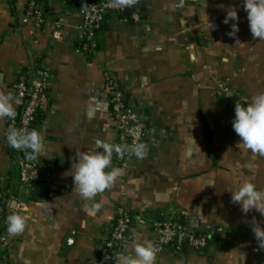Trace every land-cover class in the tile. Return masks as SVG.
Listing matches in <instances>:
<instances>
[{
	"label": "crops",
	"instance_id": "0c3cea01",
	"mask_svg": "<svg viewBox=\"0 0 264 264\" xmlns=\"http://www.w3.org/2000/svg\"><path fill=\"white\" fill-rule=\"evenodd\" d=\"M177 1L133 0L122 14H107L98 52L87 55L79 50L80 5L40 0L45 22L36 29L23 22L28 0H0V94L11 95L20 110L13 88L18 78L31 79L42 67L49 72L48 109L36 120L44 150L35 158V183L44 186L43 198L30 196L32 186H20L18 154L5 136L8 118H0V234L7 242L1 255L7 264H96L118 207L137 220L114 264L135 256L133 241L154 246L157 224L168 217L214 235L204 250L156 252L155 264H264L252 231L253 218L264 228V217L255 209L243 213L228 190L246 180L264 190V156L244 148L232 127L235 101L264 92V40L253 39L243 0H194L181 9ZM232 8L239 17L235 37L227 35L235 21L223 23ZM55 23L60 40L53 39ZM105 73L142 118L147 156L123 164L113 152L110 167L121 175L86 201L71 175L77 151H93L98 140L119 145ZM222 85L232 96L219 94ZM13 213L26 217V227L10 236L6 218Z\"/></svg>",
	"mask_w": 264,
	"mask_h": 264
},
{
	"label": "built area",
	"instance_id": "2783aa9c",
	"mask_svg": "<svg viewBox=\"0 0 264 264\" xmlns=\"http://www.w3.org/2000/svg\"><path fill=\"white\" fill-rule=\"evenodd\" d=\"M192 1L194 0H178L176 7L181 9ZM128 7L130 6H119L117 0H82L80 4L82 13L80 52L87 55L97 53V34L102 29L106 15L111 14L112 16H116L122 14ZM44 15L40 0H28L23 22L31 24L36 29H41L45 22ZM132 19L135 21L139 20L136 11L132 13ZM54 27L53 39L60 40L62 36L61 25L55 23ZM48 76V70L42 67L36 71L35 76L31 79L23 75L18 78L13 88L16 98L21 104V109L15 110L16 115L14 119L8 118L6 132L14 128L37 130L36 120L38 114L44 113L48 109ZM105 78V91L109 96L112 116L117 124L119 145L141 143L145 135V126L142 118L128 108L124 95L115 79L109 73H105ZM219 94L226 97L232 96L231 91L224 85L220 87ZM16 152L18 154L19 184L22 187L30 188L39 177L38 163L36 159H29L23 155L24 151L17 150ZM135 157L123 151L117 156L118 161L123 164ZM1 198L2 191L0 190ZM136 220L137 218L131 215L125 208H117L116 220L111 236L104 243L96 264H114L116 262L127 243ZM157 226L160 231L154 245L156 252H161L169 246H175L177 249L186 247L194 251L204 250L214 235L212 231L188 230L173 217L166 218L163 222L157 224ZM6 247V239L0 234V264H7L1 255V251Z\"/></svg>",
	"mask_w": 264,
	"mask_h": 264
},
{
	"label": "clouds",
	"instance_id": "9594fccd",
	"mask_svg": "<svg viewBox=\"0 0 264 264\" xmlns=\"http://www.w3.org/2000/svg\"><path fill=\"white\" fill-rule=\"evenodd\" d=\"M132 2L133 0H117L119 6H127ZM243 4L253 39L264 40V0H243ZM238 20L236 9H230L223 21L224 24L235 21L231 23V30L227 33L230 37H235L239 32ZM11 101V95L0 94V118H15V107ZM232 127L244 148L264 156V92L256 94L250 101L235 103ZM5 136L11 148L24 151L29 159H35L44 150L43 137L35 129L14 128L7 131ZM122 151L143 159L147 156V145L134 143L120 146L98 140L93 151H77V159L73 164L71 175L74 189L84 200H92L98 193L110 188L121 175V169L110 166L113 152L120 154ZM106 169L110 170L106 171ZM228 190L231 192L230 202L239 205L243 213L247 214L255 209L264 217V190L259 189L250 180ZM95 207L98 209L99 204ZM6 224L10 236L19 235L25 230L26 217L13 213L7 216ZM252 231L259 247L264 248V228L260 227L255 218H253ZM132 248L135 256L128 255L126 264H155L156 248L151 242L133 241Z\"/></svg>",
	"mask_w": 264,
	"mask_h": 264
},
{
	"label": "water",
	"instance_id": "95a60500",
	"mask_svg": "<svg viewBox=\"0 0 264 264\" xmlns=\"http://www.w3.org/2000/svg\"><path fill=\"white\" fill-rule=\"evenodd\" d=\"M71 3L75 5H80L82 3V0H71ZM127 11L130 12V9H128ZM124 100H126V96L124 97ZM44 191H45V188L42 184L34 183L32 184V187H31L30 196L33 198H38V199L43 198Z\"/></svg>",
	"mask_w": 264,
	"mask_h": 264
},
{
	"label": "trees",
	"instance_id": "16d2710c",
	"mask_svg": "<svg viewBox=\"0 0 264 264\" xmlns=\"http://www.w3.org/2000/svg\"><path fill=\"white\" fill-rule=\"evenodd\" d=\"M43 114V113H42ZM41 114V115H42ZM43 116V115H42ZM36 128H37V123H36ZM11 150H12V152L14 153L15 151H17V150H14L13 148H11ZM23 155H25L26 156V154H25V152H23Z\"/></svg>",
	"mask_w": 264,
	"mask_h": 264
}]
</instances>
